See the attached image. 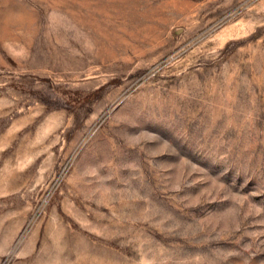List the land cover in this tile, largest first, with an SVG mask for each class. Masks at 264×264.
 <instances>
[{
    "label": "rangeland",
    "instance_id": "374dc122",
    "mask_svg": "<svg viewBox=\"0 0 264 264\" xmlns=\"http://www.w3.org/2000/svg\"><path fill=\"white\" fill-rule=\"evenodd\" d=\"M0 264H264V0H0Z\"/></svg>",
    "mask_w": 264,
    "mask_h": 264
}]
</instances>
